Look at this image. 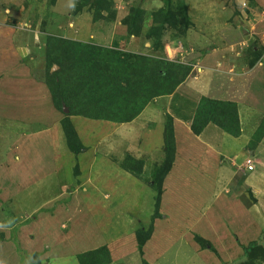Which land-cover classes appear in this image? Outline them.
Returning a JSON list of instances; mask_svg holds the SVG:
<instances>
[{
    "label": "rangeland",
    "instance_id": "rangeland-1",
    "mask_svg": "<svg viewBox=\"0 0 264 264\" xmlns=\"http://www.w3.org/2000/svg\"><path fill=\"white\" fill-rule=\"evenodd\" d=\"M108 3L109 10L94 20L95 4L87 0H0V52L8 66L3 77L24 100L0 115V264H79L78 254L106 244L102 264H264V0ZM164 13L176 16H168L160 46L151 48V31ZM125 20L139 32L130 36ZM59 37L103 47L116 41L121 53L155 54L181 65L182 73L187 67V73L173 92L152 98L129 122L70 115L83 146L74 154L60 122L69 113L66 102L84 101L71 90L68 101L58 99L60 107L53 102L49 77L58 70L66 73L61 77L70 73L56 62L48 66L46 52L58 54L50 47ZM60 52L66 64L68 56ZM18 58L22 67L14 68ZM205 97L236 104L244 147L221 161L202 150L195 165L190 156L197 139L188 128ZM149 104L159 112L156 119L140 115ZM177 117L187 132H174ZM170 136L172 160L161 175ZM252 150L253 169L243 174L244 164L238 167L234 158ZM128 156L143 161L139 175L117 168ZM196 170L200 176H193ZM215 177L225 178L223 189L210 184ZM167 179L170 195L163 204ZM85 188L90 192L83 194ZM137 193L142 198L136 202ZM210 199L212 209H204ZM118 225L122 240L109 232ZM150 227V237L140 243Z\"/></svg>",
    "mask_w": 264,
    "mask_h": 264
},
{
    "label": "trees",
    "instance_id": "trees-1",
    "mask_svg": "<svg viewBox=\"0 0 264 264\" xmlns=\"http://www.w3.org/2000/svg\"><path fill=\"white\" fill-rule=\"evenodd\" d=\"M87 1L95 4L93 16L96 18L94 20L98 19L97 16L100 17L102 10L108 11L110 8L108 0ZM164 14L154 23L155 28L151 33L152 37H155L151 43V48L160 46V31L164 24H169L168 16L170 18L176 16L172 13ZM127 23L128 29L131 32L130 35L139 32H137L138 29H136L134 24ZM53 40V46L50 49L55 48L59 52L54 56V54H49V51L46 52L48 48L44 49L49 64L48 66L52 62H56L70 71L66 76L69 82H65L62 79L64 76L61 77L60 73L65 72L61 70V72L59 70L53 72L49 77L51 78L49 90L52 93L53 102L57 107H60V101L58 99L68 101L71 98L69 92L71 90H74L73 97L78 98L81 95L84 101L82 105L78 106L66 102L65 104L67 106L70 105L68 107L69 113L60 122L66 145L74 154L79 153L83 146L69 119L70 115L81 113V115H87L92 119H105L117 123L129 122L138 115L152 98L160 94H170L173 92L187 73V67L182 73L180 70L181 65L173 63L172 60L162 59L155 54L121 53L116 49L118 47L116 41L112 47H103L101 45L83 43L69 38L59 37ZM47 45L50 46L49 42L46 43ZM60 51L68 56L66 58V64H63ZM66 77L64 78L66 79ZM141 79L147 80V83L143 84L140 81ZM70 80L74 82L75 86L70 84ZM209 123L215 124L235 137L241 132L237 106L231 101L216 100L207 97L200 99L196 105L190 129L194 134L198 135ZM263 129V127L260 128L261 135L264 131ZM168 130L172 134L173 128L171 126ZM167 140L165 145L166 168L162 171L161 175L166 174L170 168L174 151L172 137L170 136V139ZM119 167L137 176L142 171L143 161L128 156L119 164ZM154 186V190L159 193L157 185ZM151 228L146 232L144 238L139 241L140 243H143V241L150 237L152 232ZM138 233H141V229L137 231V236H142V233L140 235ZM107 251L106 246H101L94 251H86L78 254L77 260L79 264H102L103 260L100 254L103 253L106 255Z\"/></svg>",
    "mask_w": 264,
    "mask_h": 264
},
{
    "label": "crops",
    "instance_id": "crops-1",
    "mask_svg": "<svg viewBox=\"0 0 264 264\" xmlns=\"http://www.w3.org/2000/svg\"><path fill=\"white\" fill-rule=\"evenodd\" d=\"M89 40V39H88ZM131 40L133 41V38L131 37ZM81 41H86L84 39H82ZM13 51L16 53V51L13 49ZM24 54H27L26 53V49L24 50ZM29 55V54H27ZM26 55V56H27ZM18 57V56H17ZM3 56L0 52V78L1 80L3 81L1 83V87H0V97L3 95V98H0V101L1 102V105H3V108H0V115L3 116V115H7L9 113V111H11L12 109L16 108V104L18 102H22L24 101L22 98H19L18 96L16 97L12 92H11V89H12V84L10 81H8L6 79V77H3L4 76V72L7 70H5L6 68L5 67H8L6 64H3ZM23 59V58H21ZM24 60V59H23ZM23 64V61L20 60L18 58V64L16 66H13L14 68H19V67H22ZM1 67H4V69H1ZM21 69V68H20ZM24 74V72H23ZM4 90H6V93L3 92ZM11 95V97H10ZM197 105V104H196ZM196 108V107H195ZM238 111H239V108H238ZM158 111L153 107L151 106V104L147 105V107H145L143 109V111L140 113L141 116H144V115H151V119H156L155 117H157L158 115ZM174 117V115H173ZM241 118V116H240ZM174 132H187L185 129H186V124L187 123H183L181 118L180 117H177L175 118L174 120ZM241 125H242V128H243V124L241 122ZM190 131V128H188V132ZM21 132V130L19 131ZM194 138L197 139V141H194V143L192 144V154H191V158L193 159V164H198L200 162V159H199V156H201V153H202V150H206V151H209L211 150L213 153L216 154V156L218 155V159L220 160L222 158V155H224L225 153H229V154H237L238 152H240L243 147H244V142L240 143L241 140L239 139V137H234V136H231V135H228L225 131H223L221 128H219L218 126H216L215 124H212V123H209L207 124L204 129L198 134H193L192 132L190 133ZM235 142V143H234ZM235 145H237V147H235ZM247 151V150H246ZM253 152V154H252ZM241 153V152H240ZM228 154V155H229ZM254 151L252 150L251 153L248 152L247 155L245 156V154H243V157L241 159H238V158H234V159H237L239 160L238 162L239 163V166L238 167H241V165L244 164V160L250 156L251 158H253L254 156ZM226 157V156H225ZM233 160V159H232ZM221 161V160H220ZM233 162V161H232ZM224 166V165H223ZM119 170H124L120 167H117ZM241 169L244 170V168L241 167ZM125 171V170H124ZM222 171V167H221V170H217V173H221ZM126 172V171H125ZM128 172V171H127ZM198 170H196V174L194 172V175L193 176H200L199 173L197 174ZM129 173V172H128ZM244 173H250V171H246L244 170L243 171V174ZM130 174V173H129ZM173 174V173H172ZM252 174V173H251ZM175 175V173L173 174ZM182 176V175H181ZM175 176H172V178H174ZM177 177V176H176ZM179 177V176H178ZM85 179H87V177H85ZM84 177L80 178L77 180V186L79 185H83L82 184V181L85 180ZM197 178H195V180H193V184H196L197 181H196ZM223 179H217L216 177L215 178H210L209 181H210V184L213 185V188H220L222 185H225V182L223 183ZM86 181V180H85ZM97 184L101 185V183L99 182H96ZM228 181H227V185L228 186ZM165 185L163 186V204H164V201L168 199L169 195H170V190H169V187H167V185H169V179H167L164 183ZM246 184V182H245ZM173 185H179V181H172L171 182V186ZM221 185V186H220ZM247 185V184H246ZM249 185V184H248ZM225 186V187H226ZM251 187H253V189L255 188V185L253 184ZM222 189L224 188L221 187ZM90 192V189H84L83 191V194L87 193V192ZM96 191L97 190H94L93 191V198L96 197ZM179 191V190H177ZM173 195L176 193L175 190L173 191ZM217 192H219V190H217ZM101 194V193H100ZM219 194V193H218ZM103 196V195H102ZM162 196V195H161ZM100 198V197H99ZM142 198V194H136V198L135 201H139L140 199ZM179 199V196L177 194L174 195V199ZM224 198L226 199V197L224 196ZM179 200L176 201V203H178ZM235 200H233V203H234ZM180 202V201H179ZM210 204L209 203H206L207 206L206 208H204L205 204L203 203L200 207V210L202 211V214H203V208L204 209H207V210H210V208L212 209L213 207V200L210 199ZM235 205V204H234ZM211 206V207H210ZM215 206V205H214ZM237 209L238 207H241L240 205H237L235 206ZM208 215V214H207ZM122 227L123 226H113V227H110V233L113 234L114 237H118V240L121 239V236H123L124 234L122 233ZM118 228L116 231L115 229ZM122 240V239H121ZM109 246H107L106 244V248H108ZM120 248V247H119ZM109 249V248H108Z\"/></svg>",
    "mask_w": 264,
    "mask_h": 264
},
{
    "label": "built area",
    "instance_id": "built-area-1",
    "mask_svg": "<svg viewBox=\"0 0 264 264\" xmlns=\"http://www.w3.org/2000/svg\"><path fill=\"white\" fill-rule=\"evenodd\" d=\"M263 43H264V33H263ZM244 169L248 172V171H251L253 169V165H252V159L250 157H247L245 160H244Z\"/></svg>",
    "mask_w": 264,
    "mask_h": 264
},
{
    "label": "clouds",
    "instance_id": "clouds-1",
    "mask_svg": "<svg viewBox=\"0 0 264 264\" xmlns=\"http://www.w3.org/2000/svg\"><path fill=\"white\" fill-rule=\"evenodd\" d=\"M130 36H131V35H130ZM78 187L82 189V187H80V186H78Z\"/></svg>",
    "mask_w": 264,
    "mask_h": 264
}]
</instances>
